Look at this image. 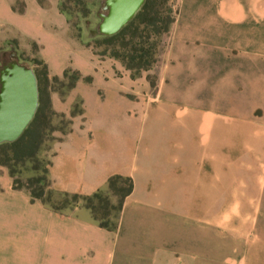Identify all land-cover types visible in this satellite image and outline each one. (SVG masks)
I'll return each instance as SVG.
<instances>
[{"label": "crops", "instance_id": "crops-1", "mask_svg": "<svg viewBox=\"0 0 264 264\" xmlns=\"http://www.w3.org/2000/svg\"><path fill=\"white\" fill-rule=\"evenodd\" d=\"M62 1L0 0V26L37 44L50 77L81 75L63 98L50 96L56 112L69 114L77 98L82 111L47 176L56 190L87 195L120 174L133 190L110 231L85 208L58 212L32 199L0 165V264L243 263L211 200L238 198V167L264 162V0H177L155 89L72 35ZM218 84L249 95H216L235 105L224 112L206 101Z\"/></svg>", "mask_w": 264, "mask_h": 264}, {"label": "rangeland", "instance_id": "rangeland-1", "mask_svg": "<svg viewBox=\"0 0 264 264\" xmlns=\"http://www.w3.org/2000/svg\"><path fill=\"white\" fill-rule=\"evenodd\" d=\"M102 1L103 0H69L66 2L67 19L71 28V33L76 37L80 33L83 41H88L90 43L93 52L99 58H112L118 61L123 68L127 70L119 60L109 55L112 46L104 43L102 37L97 34V24L100 21L98 13L100 12ZM165 8H170L172 10V16H176L177 0H165L163 10ZM170 30L158 38L155 63L149 69L141 71V73L135 77H132L130 71L127 70L131 78L142 77L150 84L152 89H155V85L160 79L162 73L164 56L170 43ZM3 52H14L19 61L26 63L32 68L35 67L33 58L37 56V52L33 43L18 36L10 29L0 26V62L2 59L1 54ZM103 52L106 54L98 55ZM37 68L40 69L41 65L37 66ZM214 87L213 92L206 95V101L211 106L217 107L224 112L233 113L235 105L228 103L220 104L214 100L216 95H237L238 97H247L249 95L247 88H237V85L233 84H224L223 86H219L218 84V86L216 85ZM255 89L261 90V86ZM41 91L43 96L47 93L49 97L51 95H58L60 98H63L66 95L64 93L69 92L67 88V79L63 77H59L57 81L49 79L47 85L41 86ZM243 106L246 108L247 104L244 103ZM79 108L80 99L77 98L75 107L70 110L69 114L56 112L54 109L52 115L48 114L44 120L45 122L43 121L42 125L39 127L41 138H39L35 154L32 157L23 156L8 161L9 166L14 170L15 176L19 177L21 180H26L44 174V170L48 166V162L59 136L70 127L69 122L71 112H75ZM255 113L260 114L261 111L256 110ZM76 114L78 113L75 112L74 115ZM241 140L242 136L240 135L238 137L239 144H241ZM3 151H6L9 157H14L11 148L8 146L0 148V157L2 159L6 158ZM249 163L252 165L253 162L250 161ZM253 164L254 166L252 167H238V183L234 182V187L237 186L239 194L238 198L211 200L212 205H220L224 209L223 215L218 217V222L222 221L223 224L224 244H226L225 238L231 237L233 238L234 247L235 245L239 246V251L241 253L239 258L243 263L237 264H263L264 184H262L260 180L262 179L264 171V162H258V160H255ZM102 192L108 198V209L110 210L109 219L113 221L117 211L110 206L117 207L119 198L109 192L106 187L102 189ZM251 194H253L254 197L248 198L247 195ZM59 199L63 200L62 195H58L54 192L51 194V201H58ZM78 203L80 206L77 208L74 207L72 203L68 204L65 211L74 212L77 211L78 208H84L83 205L85 204V201L78 200ZM234 207H236V209H234ZM251 250L253 251L252 253H250ZM249 253L251 256H249ZM244 254H246V258Z\"/></svg>", "mask_w": 264, "mask_h": 264}, {"label": "trees", "instance_id": "trees-1", "mask_svg": "<svg viewBox=\"0 0 264 264\" xmlns=\"http://www.w3.org/2000/svg\"><path fill=\"white\" fill-rule=\"evenodd\" d=\"M37 1L42 5L45 4V0ZM67 1L69 0H63L59 5L60 11L64 13L66 17ZM164 1L165 0H144L135 15L115 34L103 35L97 32V34L102 37L104 43L112 46V50L109 55L119 60L124 67L130 71V75L132 77L138 76L141 71L149 69L155 63L158 38L170 30L175 19V16H172V10L170 8H165L163 10ZM12 9L22 12L24 4L16 3L12 5ZM77 38H80L79 40L86 46L91 47L88 41H83L80 33L77 35ZM32 43L37 52V44L35 42ZM104 54L106 53L103 52L98 55ZM33 61L35 63L33 70L37 78L39 93L38 106L33 119L21 136L13 142H4L0 144V148L9 146L12 154L14 155V157H9L7 152L3 151L6 158L2 159L0 157V165L8 168L10 175L13 177L14 187L26 189L32 199L40 200L49 208L58 212H70L65 211L68 204L72 203L74 207L77 208L80 206L78 200H83L85 201L83 207L89 210L96 223L102 228L114 231L117 228L118 217L123 202L126 196H128L133 190V180L131 177L113 174L108 177L103 187L91 194L82 195L78 193L59 191L51 186L50 179L47 176L50 160L43 175L31 177L26 180H21L19 177L15 176L14 170L8 164V161L17 159L18 157H32L35 154L39 138H41V131L39 127L42 125V122L46 119L48 114L52 115L54 113L50 97L47 93L43 96L41 86L47 85L49 79L57 81L59 77H50L45 63L38 56H35ZM40 65L41 68H37V66ZM62 77L67 79V88L68 91H70L74 87L76 81L81 78V75L76 70L66 68ZM83 79L90 81V77H83ZM73 107H75V103ZM81 111L80 101V108L75 112L80 113ZM75 112L72 111L70 116H73ZM104 187L119 198L117 207L110 206L113 209L115 208L117 211L113 221L109 219L110 210L108 209V198L102 192ZM53 192L58 195H62L63 200L59 199L58 201H51V194Z\"/></svg>", "mask_w": 264, "mask_h": 264}, {"label": "water", "instance_id": "water-1", "mask_svg": "<svg viewBox=\"0 0 264 264\" xmlns=\"http://www.w3.org/2000/svg\"><path fill=\"white\" fill-rule=\"evenodd\" d=\"M144 0H103L97 32H118L140 9ZM0 62V144L17 140L34 117L38 85L33 68L14 52H3Z\"/></svg>", "mask_w": 264, "mask_h": 264}]
</instances>
